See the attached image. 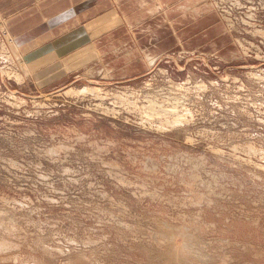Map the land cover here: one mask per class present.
I'll list each match as a JSON object with an SVG mask.
<instances>
[{
    "label": "rangeland",
    "instance_id": "374dc122",
    "mask_svg": "<svg viewBox=\"0 0 264 264\" xmlns=\"http://www.w3.org/2000/svg\"><path fill=\"white\" fill-rule=\"evenodd\" d=\"M150 1L0 0V264H264V0Z\"/></svg>",
    "mask_w": 264,
    "mask_h": 264
},
{
    "label": "crops",
    "instance_id": "0c3cea01",
    "mask_svg": "<svg viewBox=\"0 0 264 264\" xmlns=\"http://www.w3.org/2000/svg\"><path fill=\"white\" fill-rule=\"evenodd\" d=\"M88 1L89 0H59L58 6L60 8H62V6L68 8L67 10H64L63 12H66V11L74 12V10L78 9L77 4L79 5V9H80L84 7ZM152 2H156V0H152L149 2V5L153 4L151 5V7H154L156 11L157 4L152 3ZM141 4H147V3L145 1H142ZM69 6H72V7L69 8ZM87 9L88 8L81 11V13L83 12L81 17L85 15L84 16L85 19L84 18H74L73 16L72 17L70 16L68 17V19L65 18L62 21V23L55 25V26H58L64 23L65 26H61L59 28L62 31H60L59 35L54 38L53 43L50 45V42L52 41H49L33 49L32 51L24 55V59H26L28 63H31L41 58H45L46 56L51 55V54H56L57 56H72V55L77 54L78 52L81 53L78 56H94V50L92 49L91 43H94V47L96 46L98 50H102V47L100 45L101 42H98V41L94 42L93 36H91V34L86 31L87 26L90 27L91 29H94V25H95V22L93 19L89 21L86 19V17H88ZM71 18H74V20L71 21L70 20ZM39 24H42L43 26L44 22L39 23ZM50 26L54 27L52 23L50 24ZM128 26L132 27L129 24ZM42 28H45V27H42ZM97 52L99 53V51Z\"/></svg>",
    "mask_w": 264,
    "mask_h": 264
},
{
    "label": "bare ground",
    "instance_id": "6f19581e",
    "mask_svg": "<svg viewBox=\"0 0 264 264\" xmlns=\"http://www.w3.org/2000/svg\"><path fill=\"white\" fill-rule=\"evenodd\" d=\"M187 1H188V0H187ZM184 3H185V2H184ZM246 3H247V2H246ZM113 5H114V4H113ZM185 6H186V5H185ZM180 7H181V6H180ZM183 7H184V6H183ZM173 8H175V7H173ZM143 9H144V8H143ZM163 9H164V8H163ZM176 9H177V8H176ZM165 10H166V9H165ZM185 10H186V9H185ZM199 10H200V9H199ZM200 11H201V10H200ZM157 12H158V11H157ZM179 12H180V11H179ZM251 12H252V11H251ZM243 17H244V16H243ZM162 19H163V18H162ZM165 20H166V19H165ZM169 21H170V20H169ZM257 22H258V21H257ZM135 26H136V25H135ZM156 26H157V25H156ZM127 44H128V42H127ZM15 47H16V45H15ZM11 56H12V55H11ZM98 56H99V55H98ZM20 60H21V59H20ZM99 60H100V59H99ZM100 62H101V60H100ZM102 65H103V64H102ZM94 66H95V65H94ZM91 67H92V66H91ZM103 68H104V67H103ZM24 69H26V68H24ZM26 70H27V69H26ZM101 70H102V69H101ZM104 70H105V69H104ZM86 71H87V70H86ZM98 72H99V71H98ZM103 72H104V71H103ZM89 74H90V73H89ZM22 76H23V75H22ZM21 80H22V79H21ZM92 82H93V81H92ZM94 82H95V81H94ZM97 83H98V82H97ZM260 168H261V167H260ZM261 173H262V172H261ZM209 174H210V173H209ZM257 175H258V174H257ZM218 183H219V182H218ZM221 184H222V183H221ZM217 185H218V184H217ZM217 194H218V193H217ZM217 196H218V195H217ZM154 200H155V199H154ZM17 208H18V207H17ZM128 208H129V207H128ZM164 222H165V221H164ZM11 223H12V222H11ZM165 225H166V224H165ZM12 226H13V225H12ZM15 228H16V227H15ZM4 232H5V231H4ZM182 232H183V231H182ZM183 233H184V232H183ZM184 235H185V234H184ZM201 238H202V237H201ZM1 239H2V238H1ZM18 239H19V238H18ZM152 239H153V238H152ZM156 239H157V238H156ZM186 243H187V242H186ZM202 243H203V242H202ZM202 243H201V244H202ZM168 244H169V243H168ZM188 244H189V243H188ZM188 244H187V247H185V246H186V244H185V246H184V247H185V250L183 249V247H182V248H179V250H180V249H183L184 252L187 251V250L189 249L188 247L191 246V245L188 246ZM161 245H162V244H161ZM174 245H175V244H174ZM158 246H159V245H158ZM182 246H183V245H182ZM208 246H209V245H208ZM77 247H78V246H77ZM192 247H193V246H191V248H192ZM197 247H198V246H197ZM200 247H201V246H200ZM187 248H188V249H187ZM191 248H190V249H191ZM49 249H50V248H49ZM78 249H79V248H78ZM177 249H178V248H177ZM47 250H48V249H47ZM92 250H93V249H92ZM92 250H91V251H92ZM170 250H171V249H170ZM179 250H176V249H175L176 252H177V251L179 252ZM183 250H180V252H182ZM192 250H193V248H192ZM195 250H196V249H195ZM193 251H194V250H193ZM193 251H192V252H193ZM205 251H206V250H205ZM169 252H170V251H169ZM172 252H173V251H172ZM184 252H182V253H184ZM187 252H188V251H187ZM210 252H212V251H210ZM18 253H19V252H18ZM182 253H181L182 256H183V255H184V256L186 255V254H182ZM195 253H198V251L195 252ZM199 253L201 254L202 252H199ZM204 254L206 255V252H205ZM192 255L194 256L195 254L193 253ZM192 255H191V256H192ZM197 255H198V254H197ZM201 255L203 256V253H202ZM50 256H51V255H50ZM82 256H83V255H82ZM171 256H172V254H171ZM182 256H181V257H182ZM184 256H183V257H184ZM198 256H199V255H198ZM198 256H197V257H198ZM179 257H180V256H178V259H179ZM183 257H182V258H183ZM195 257H196V255H195ZM199 257H200V256H199ZM199 257H198V258H199ZM175 258H176V257H175ZM189 258H190V257H189ZM201 258H203V257H200V259H201ZM205 258H206V257H205ZM180 259H181V258H180ZM185 259L188 260L187 256H186ZM203 259H204V258H203ZM210 259H211V258H210ZM181 260H182V259H181ZM191 260H192V259H191ZM194 260H195V259H193L192 261H194ZM201 260H202V259H201ZM206 260H207V259H206ZM182 261H183V260H182ZM189 261H190V259H189ZM196 261H197V260H196ZM202 261H203V260H202ZM190 262H191V261H190ZM198 262H199V261H198ZM200 262H201V261H200ZM174 263H175V262H174ZM196 264H197V262H196ZM201 264H202V263H201Z\"/></svg>",
    "mask_w": 264,
    "mask_h": 264
}]
</instances>
